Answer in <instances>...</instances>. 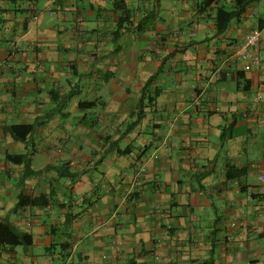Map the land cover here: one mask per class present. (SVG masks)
I'll use <instances>...</instances> for the list:
<instances>
[{"label": "crops", "instance_id": "1", "mask_svg": "<svg viewBox=\"0 0 264 264\" xmlns=\"http://www.w3.org/2000/svg\"><path fill=\"white\" fill-rule=\"evenodd\" d=\"M0 264H264V0H0Z\"/></svg>", "mask_w": 264, "mask_h": 264}, {"label": "built area", "instance_id": "2", "mask_svg": "<svg viewBox=\"0 0 264 264\" xmlns=\"http://www.w3.org/2000/svg\"><path fill=\"white\" fill-rule=\"evenodd\" d=\"M234 58L236 61L241 62L245 71L260 67L263 62L260 29H253L246 35L245 41L236 50Z\"/></svg>", "mask_w": 264, "mask_h": 264}, {"label": "trees", "instance_id": "3", "mask_svg": "<svg viewBox=\"0 0 264 264\" xmlns=\"http://www.w3.org/2000/svg\"><path fill=\"white\" fill-rule=\"evenodd\" d=\"M236 16V14L234 13H230V12H227V11H224V10H218L217 12V29H218V32H223L229 22ZM223 17V18H222ZM155 97V96H154ZM153 96H149V100L150 103L153 101L154 99ZM18 129H24L27 133H29V131L32 129L31 126H26V125H17V126H14L11 128V131H16ZM14 134L16 136H18V133L17 132H14Z\"/></svg>", "mask_w": 264, "mask_h": 264}, {"label": "rangeland", "instance_id": "4", "mask_svg": "<svg viewBox=\"0 0 264 264\" xmlns=\"http://www.w3.org/2000/svg\"><path fill=\"white\" fill-rule=\"evenodd\" d=\"M41 158H43V155H41Z\"/></svg>", "mask_w": 264, "mask_h": 264}]
</instances>
